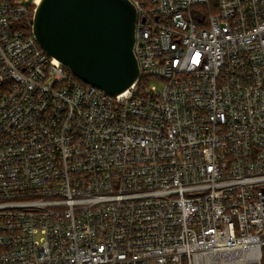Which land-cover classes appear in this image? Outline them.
I'll list each match as a JSON object with an SVG mask.
<instances>
[{"label":"built area","instance_id":"2783aa9c","mask_svg":"<svg viewBox=\"0 0 264 264\" xmlns=\"http://www.w3.org/2000/svg\"><path fill=\"white\" fill-rule=\"evenodd\" d=\"M112 97L0 0V264H264V0H130Z\"/></svg>","mask_w":264,"mask_h":264},{"label":"water","instance_id":"95a60500","mask_svg":"<svg viewBox=\"0 0 264 264\" xmlns=\"http://www.w3.org/2000/svg\"><path fill=\"white\" fill-rule=\"evenodd\" d=\"M137 17L130 0H41L32 31L76 78L116 97L141 76Z\"/></svg>","mask_w":264,"mask_h":264},{"label":"trees","instance_id":"16d2710c","mask_svg":"<svg viewBox=\"0 0 264 264\" xmlns=\"http://www.w3.org/2000/svg\"><path fill=\"white\" fill-rule=\"evenodd\" d=\"M81 83H83V82H81Z\"/></svg>","mask_w":264,"mask_h":264}]
</instances>
